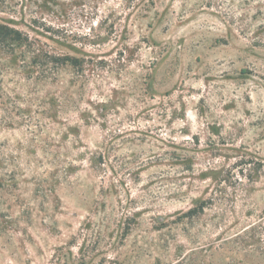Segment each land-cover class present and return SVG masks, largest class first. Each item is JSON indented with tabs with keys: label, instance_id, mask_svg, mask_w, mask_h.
<instances>
[{
	"label": "rangeland",
	"instance_id": "rangeland-1",
	"mask_svg": "<svg viewBox=\"0 0 264 264\" xmlns=\"http://www.w3.org/2000/svg\"><path fill=\"white\" fill-rule=\"evenodd\" d=\"M0 26L29 40L0 35V264H264V0H0Z\"/></svg>",
	"mask_w": 264,
	"mask_h": 264
},
{
	"label": "trees",
	"instance_id": "trees-1",
	"mask_svg": "<svg viewBox=\"0 0 264 264\" xmlns=\"http://www.w3.org/2000/svg\"><path fill=\"white\" fill-rule=\"evenodd\" d=\"M0 35L1 40L3 43L7 44V48L12 50H18V48H22L24 45L29 44L28 38H23L21 33L19 31H16L12 28H9L7 26H0ZM25 47V46H24ZM60 60V59H59ZM205 208V203H202L198 209H193L189 212L190 215H197L198 213L202 212Z\"/></svg>",
	"mask_w": 264,
	"mask_h": 264
}]
</instances>
